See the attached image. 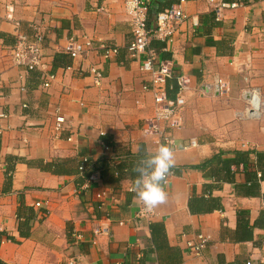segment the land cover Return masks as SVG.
<instances>
[{
    "label": "crops",
    "instance_id": "crops-1",
    "mask_svg": "<svg viewBox=\"0 0 264 264\" xmlns=\"http://www.w3.org/2000/svg\"><path fill=\"white\" fill-rule=\"evenodd\" d=\"M150 1L154 28L158 13L180 0ZM236 1L217 20L206 0H186L188 18L173 40L151 41L174 62L169 97L176 99L181 74L190 88L183 126L168 128L177 175L157 216L139 222L132 169L160 143L145 131L155 101L129 51L125 0H0V264H264V0ZM34 23L45 35V70L27 71L12 47L20 35L33 41ZM83 35L94 49L73 59L63 47ZM110 48L118 52L107 57ZM44 74L56 76L50 88ZM216 77L229 83L226 95L206 89ZM250 88L262 94L257 118L245 116ZM58 115L66 117L62 131ZM96 171L107 193L102 208L98 188L84 189ZM105 218L109 234L95 237L94 223ZM199 233L211 238L201 257L186 245Z\"/></svg>",
    "mask_w": 264,
    "mask_h": 264
},
{
    "label": "built area",
    "instance_id": "built-area-1",
    "mask_svg": "<svg viewBox=\"0 0 264 264\" xmlns=\"http://www.w3.org/2000/svg\"><path fill=\"white\" fill-rule=\"evenodd\" d=\"M186 0H180L178 3L172 5L170 8L165 9L158 13L156 26L151 28L149 26V12L151 7L150 0H125V11L131 18L133 25V41L129 46V51L132 56L140 62V71L147 76L148 83L145 84V89H150L154 96L155 101V114L153 117L146 120L145 131L157 138V142L160 144L167 143L172 149L176 147L175 138L173 134L169 132L168 128L173 131L180 129L183 126L182 108L185 105V98L183 94L190 88L189 76L181 74L178 78V94L176 99H171L168 93V83L174 76L175 66L173 60L163 58L157 51L152 49L151 41L157 38L164 42H170L173 40L176 33L179 31L180 25L188 18L183 3ZM215 12L217 20H222L225 17L227 10L235 9L240 6V3L236 0H206ZM8 17L14 19V9L12 5L7 6ZM198 24L197 21H195ZM33 30V41H29L27 36L20 35L16 44L12 47L13 61L19 65L24 66L27 71H33L37 69H44L45 64L43 61V44L45 41V35L40 25L31 24ZM95 43L88 35L81 37H72L68 40L67 44L63 47V51L67 53L73 59L86 56L90 51L94 49ZM117 48H110L107 51V57L111 53H117ZM91 73L96 78V84L100 85L103 78L101 70L93 67ZM43 86L50 88L53 81L56 79L54 74L43 75ZM1 86V78H0ZM209 91H214L219 95H226L229 92V83L222 77H216L214 83L206 87ZM245 95L248 96L249 105L246 108L245 116L248 118H257L261 114L263 107L262 94L259 88H250L246 90ZM27 103L23 104V108H28ZM1 117H5L2 113ZM66 123V117L58 115L56 121V130L62 131ZM1 129V127H0ZM191 147L198 146L196 140H192L189 144ZM107 150L110 148L107 146ZM87 158L81 161L80 170L84 172L87 169ZM177 175L175 169H172L171 174L167 178L165 187L168 186L170 179ZM102 180V176L99 171L92 172L89 179L84 185V189H90L92 187L98 188L96 192V198L101 202L100 208L103 207V202L107 198V193L99 188L98 184ZM132 187V186H131ZM130 187V188H131ZM129 188V191H130ZM131 192V191H130ZM37 206H41V203H37ZM157 216L156 208L151 212L141 211V206L136 215V220L141 222L146 218H154ZM105 222L96 221L93 225V235L101 236L109 234L110 227L109 221L111 218H105ZM100 221V220H99ZM122 224V223H121ZM83 239V235L80 232L74 234V244H78ZM210 236L204 233L196 235L195 239H189L187 241V248L191 250L197 257L203 255L204 250L210 242ZM72 260L71 263H74ZM252 264V262H248Z\"/></svg>",
    "mask_w": 264,
    "mask_h": 264
},
{
    "label": "clouds",
    "instance_id": "clouds-1",
    "mask_svg": "<svg viewBox=\"0 0 264 264\" xmlns=\"http://www.w3.org/2000/svg\"><path fill=\"white\" fill-rule=\"evenodd\" d=\"M175 167L174 151L167 143L155 149L145 148L144 155L133 166L136 177L130 188L133 203L141 206V211L151 212L167 201L165 185Z\"/></svg>",
    "mask_w": 264,
    "mask_h": 264
},
{
    "label": "trees",
    "instance_id": "trees-1",
    "mask_svg": "<svg viewBox=\"0 0 264 264\" xmlns=\"http://www.w3.org/2000/svg\"><path fill=\"white\" fill-rule=\"evenodd\" d=\"M240 3V2H239ZM87 166H90V162L87 163ZM5 189H6V186H5Z\"/></svg>",
    "mask_w": 264,
    "mask_h": 264
}]
</instances>
